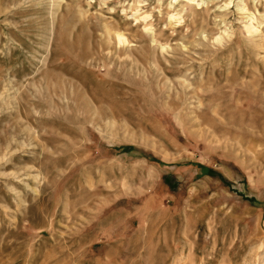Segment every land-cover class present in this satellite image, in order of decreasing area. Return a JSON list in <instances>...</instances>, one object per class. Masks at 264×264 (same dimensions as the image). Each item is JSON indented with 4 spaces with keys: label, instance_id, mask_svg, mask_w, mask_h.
<instances>
[{
    "label": "rangeland",
    "instance_id": "374dc122",
    "mask_svg": "<svg viewBox=\"0 0 264 264\" xmlns=\"http://www.w3.org/2000/svg\"><path fill=\"white\" fill-rule=\"evenodd\" d=\"M0 264H264V0H0Z\"/></svg>",
    "mask_w": 264,
    "mask_h": 264
},
{
    "label": "bare ground",
    "instance_id": "6f19581e",
    "mask_svg": "<svg viewBox=\"0 0 264 264\" xmlns=\"http://www.w3.org/2000/svg\"><path fill=\"white\" fill-rule=\"evenodd\" d=\"M117 38H118L119 42L122 41V36H121V35H118ZM126 41H127V40H126ZM122 43H123V42H122Z\"/></svg>",
    "mask_w": 264,
    "mask_h": 264
}]
</instances>
